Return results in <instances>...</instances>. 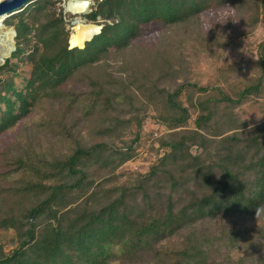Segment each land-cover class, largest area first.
<instances>
[{
    "label": "trees",
    "instance_id": "16d2710c",
    "mask_svg": "<svg viewBox=\"0 0 264 264\" xmlns=\"http://www.w3.org/2000/svg\"><path fill=\"white\" fill-rule=\"evenodd\" d=\"M96 4L87 18L101 19L103 33L83 51L68 50L55 0H36L4 21L16 37L0 68V136L42 92L53 108V140L70 147L51 160L28 150L14 159L6 176L24 174L12 191L31 204L21 215L0 207V228L16 244L10 253L0 245V264H264V215L255 217L264 205V120L240 112L264 98V39L259 72L246 85L191 79L197 50L213 47L201 17L230 8L232 26L249 37L259 26L264 32V0ZM153 25L165 30L160 41L136 46ZM27 63L30 78L19 90L15 77ZM151 113L170 131L153 139L160 158L122 181L117 172L137 156Z\"/></svg>",
    "mask_w": 264,
    "mask_h": 264
},
{
    "label": "rangeland",
    "instance_id": "374dc122",
    "mask_svg": "<svg viewBox=\"0 0 264 264\" xmlns=\"http://www.w3.org/2000/svg\"><path fill=\"white\" fill-rule=\"evenodd\" d=\"M58 5L61 0H55ZM57 5V7H58ZM61 12L62 8L58 7ZM96 9V8H95ZM94 9V10H95ZM231 9L216 10L205 13L201 17V26L204 32H209L214 39L212 40V48H202L197 50L198 55L193 57V68L191 79L192 82L198 83L200 87L217 86L219 82L228 79L229 83H243L246 85L249 81L258 74L257 63V46L264 39V32L261 26L257 27L249 37L239 36L240 29L232 26ZM66 30L68 31V23L63 13ZM86 21H90L85 17ZM99 23H103L101 19ZM5 26V25H4ZM8 28L7 26H5ZM236 30V35L234 31ZM69 32V31H68ZM165 30L161 25H153L147 28L146 32L135 42V45L143 48H153L161 39ZM192 45H197L196 41L191 42ZM15 47V41H14ZM1 49V45H0ZM194 53L193 50L189 49ZM0 62V68L5 64L12 53ZM114 53V50H112ZM227 53V55H226ZM112 62V60H111ZM15 63V61H12ZM234 71L236 75H234ZM31 66L29 63L21 64L15 77L16 86L19 90H23L25 82L30 78ZM239 77V79H237ZM184 97L182 101L184 102ZM44 93L39 92L33 98V105L30 114L24 118L14 129L0 136V189L1 197L4 203L0 207L8 212L9 205L13 207V211L18 215L24 213L30 206V199L24 196L16 195L14 189L17 186L16 181L22 180L23 173L12 174L6 176L10 171L16 168L14 159L23 154L24 150L32 152L34 155L38 153L41 159L51 160L61 154H65L70 147L69 144L54 141V129L56 128L53 121V111L51 103ZM57 108V107H55ZM243 111L246 119L255 123H261L264 120V98L253 100L246 104L240 112ZM154 114H150L143 126L142 138L140 147L137 150V156L127 162L118 170L122 181H125L130 174H146L150 167L160 158L156 152L151 150L153 139L169 133L168 129L158 124L153 119ZM196 115L192 114V119L189 127L194 128ZM157 137V138H156ZM131 137L127 138L130 139ZM157 148L158 145L154 144ZM41 153V155H39ZM34 155V156H36ZM20 185V184H18ZM8 196V197H7ZM10 200V202L8 201ZM24 211V212H23ZM2 214L0 215V217ZM0 245H2L5 253H10L15 247V239L13 231H4L0 228ZM112 264H120L114 262Z\"/></svg>",
    "mask_w": 264,
    "mask_h": 264
},
{
    "label": "clouds",
    "instance_id": "9594fccd",
    "mask_svg": "<svg viewBox=\"0 0 264 264\" xmlns=\"http://www.w3.org/2000/svg\"><path fill=\"white\" fill-rule=\"evenodd\" d=\"M0 3H3V0H0ZM58 7L62 8L68 23L69 51L73 49L83 51L88 43H91L96 37L102 35L104 29L103 23L85 20V17L90 15L97 7L96 0H61ZM2 19L3 17H0V21ZM73 34H82L83 39L74 40L72 38ZM261 215H264V205L258 206L255 209L256 219Z\"/></svg>",
    "mask_w": 264,
    "mask_h": 264
},
{
    "label": "bare ground",
    "instance_id": "6f19581e",
    "mask_svg": "<svg viewBox=\"0 0 264 264\" xmlns=\"http://www.w3.org/2000/svg\"><path fill=\"white\" fill-rule=\"evenodd\" d=\"M4 1V0H3ZM8 17H3L2 21H0V62H2L5 58H7L14 49V34L9 28H6L4 25V21ZM72 38L74 40L83 39L82 34H73Z\"/></svg>",
    "mask_w": 264,
    "mask_h": 264
},
{
    "label": "water",
    "instance_id": "95a60500",
    "mask_svg": "<svg viewBox=\"0 0 264 264\" xmlns=\"http://www.w3.org/2000/svg\"><path fill=\"white\" fill-rule=\"evenodd\" d=\"M36 0H4L0 3V17H9L21 11L25 6ZM4 26V25H3ZM16 37V32L13 28H9ZM15 48V47H14Z\"/></svg>",
    "mask_w": 264,
    "mask_h": 264
}]
</instances>
